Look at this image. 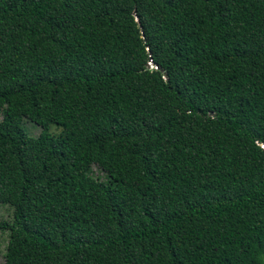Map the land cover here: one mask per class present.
<instances>
[{
    "label": "trees",
    "instance_id": "1",
    "mask_svg": "<svg viewBox=\"0 0 264 264\" xmlns=\"http://www.w3.org/2000/svg\"><path fill=\"white\" fill-rule=\"evenodd\" d=\"M1 204L4 264H264V0H0Z\"/></svg>",
    "mask_w": 264,
    "mask_h": 264
},
{
    "label": "rangeland",
    "instance_id": "2",
    "mask_svg": "<svg viewBox=\"0 0 264 264\" xmlns=\"http://www.w3.org/2000/svg\"><path fill=\"white\" fill-rule=\"evenodd\" d=\"M22 127L29 133L31 136H37L41 131V127L31 122L30 120L24 118ZM62 127L56 124H51L47 132L53 135L61 133ZM13 216L12 208L9 205L1 204L0 205V218L5 220H10ZM9 241V232L0 228V264L5 262V253L7 250V245Z\"/></svg>",
    "mask_w": 264,
    "mask_h": 264
}]
</instances>
